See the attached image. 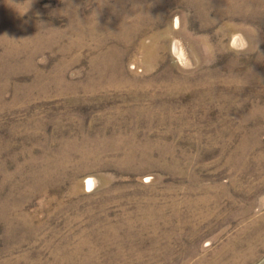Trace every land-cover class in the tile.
Wrapping results in <instances>:
<instances>
[{
    "label": "rangeland",
    "instance_id": "obj_1",
    "mask_svg": "<svg viewBox=\"0 0 264 264\" xmlns=\"http://www.w3.org/2000/svg\"><path fill=\"white\" fill-rule=\"evenodd\" d=\"M0 264H264V0H0Z\"/></svg>",
    "mask_w": 264,
    "mask_h": 264
},
{
    "label": "bare ground",
    "instance_id": "obj_2",
    "mask_svg": "<svg viewBox=\"0 0 264 264\" xmlns=\"http://www.w3.org/2000/svg\"><path fill=\"white\" fill-rule=\"evenodd\" d=\"M90 185H91V182H90ZM93 185V184H92ZM93 187V186H92ZM238 258H239V256L238 255H236ZM233 262H237V260H236V258L234 257L233 258Z\"/></svg>",
    "mask_w": 264,
    "mask_h": 264
}]
</instances>
